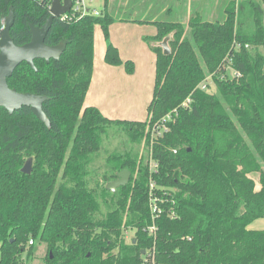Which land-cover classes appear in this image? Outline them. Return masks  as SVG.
<instances>
[{
    "label": "trees",
    "instance_id": "1",
    "mask_svg": "<svg viewBox=\"0 0 264 264\" xmlns=\"http://www.w3.org/2000/svg\"><path fill=\"white\" fill-rule=\"evenodd\" d=\"M50 2L0 0V18L13 13L15 44L45 23ZM262 4L230 0L221 21L199 13L186 23L134 19L156 28L143 37L156 54L143 121L84 106L96 24L107 40L104 61L122 63L107 38V0L102 16L54 17L44 43H64L59 57L34 59V68L23 61L7 78L9 88L46 97L48 121L29 106L0 107V264H30L37 244L45 248L43 264H264V229L249 228L264 218V56L249 49L264 47ZM124 64L132 73V61ZM228 67L239 75L229 77ZM208 76L213 84L201 89ZM168 113L167 129L152 138L151 127ZM116 133L149 144L156 169L126 146L106 147ZM29 157L31 171L23 173ZM121 170L129 171L127 183L108 189ZM149 178L164 199L155 218Z\"/></svg>",
    "mask_w": 264,
    "mask_h": 264
},
{
    "label": "crops",
    "instance_id": "2",
    "mask_svg": "<svg viewBox=\"0 0 264 264\" xmlns=\"http://www.w3.org/2000/svg\"><path fill=\"white\" fill-rule=\"evenodd\" d=\"M111 1L107 0L105 9L113 18L114 16L110 14L112 13ZM129 1L126 0L124 7L129 5ZM226 2L227 0H138L137 5L140 7H133L128 16H125V11L122 12L123 16L118 18L121 24L119 27L132 34V38L128 41H131L133 46L143 47L145 46L143 37L155 34L156 28L150 22H137L133 21L134 19L146 21L168 19L186 23L194 13H199L204 20L215 21L219 20L218 13L221 11L220 19L223 20ZM150 28H153V31H150ZM111 44L117 48L121 60L135 58L132 52H126L125 43L122 40L119 42L111 37ZM100 55L102 54L99 52ZM124 70L122 65H111L104 61L96 65L93 59V72L85 94L84 105L97 107L108 118L143 121L147 116L146 108L151 100L152 90L151 96H145L133 90L131 80L135 79L136 74L129 75ZM249 228L264 229V218L255 219L249 224Z\"/></svg>",
    "mask_w": 264,
    "mask_h": 264
},
{
    "label": "water",
    "instance_id": "3",
    "mask_svg": "<svg viewBox=\"0 0 264 264\" xmlns=\"http://www.w3.org/2000/svg\"><path fill=\"white\" fill-rule=\"evenodd\" d=\"M50 1V14L45 23L40 27L31 26V39L22 45L15 44L9 34L10 27L13 24L12 11L0 18V107H4L9 112H12L21 106H29L31 112L45 122L48 120L42 110V104L46 97L35 93L19 92L13 88H9L7 78L12 74L15 67L23 61L34 68V59L41 58L49 60L50 58H57L63 51L64 43L47 45L44 43V40L53 18L67 11L70 6V1L64 0V4H61L60 0ZM161 46L163 53L168 54L169 47L166 39L161 42ZM228 76L232 77L229 71ZM31 168L32 159L29 157L22 165L21 172L30 173ZM117 175L118 177L116 179L106 184L108 189L114 190L117 186H122L127 183L129 179L128 170H121Z\"/></svg>",
    "mask_w": 264,
    "mask_h": 264
},
{
    "label": "rangeland",
    "instance_id": "4",
    "mask_svg": "<svg viewBox=\"0 0 264 264\" xmlns=\"http://www.w3.org/2000/svg\"><path fill=\"white\" fill-rule=\"evenodd\" d=\"M230 0H227L226 5L228 4ZM103 0H97L96 4L101 5ZM126 0H112L111 1V9L112 14L114 17V20L110 23L108 27V40L111 42V37L114 40L117 41H123L125 43V49L126 52H132L135 56L134 59H131L132 65H133V72L129 73L126 71V67L124 64V61L122 60V65L124 67V71H126L129 75L136 74L135 79L131 80V83L133 84V90L139 91L142 94H145V96H151V90L154 83V74H155V59L156 54L151 50L149 44L145 41H143V44L145 46H141L136 48L135 45L131 43V41H128L129 38H132V34L128 30H124L123 28L119 27L120 22L118 21V18L122 15V12L125 11V16H128L129 12L133 7H140L137 5L138 0H130L129 5L124 7V3ZM122 5V6H120ZM262 7L264 9V4H262ZM115 14V15H114ZM219 20L222 18L221 11L218 13ZM131 31V30H130ZM150 31H153V28H150ZM128 41V43H127ZM107 40L105 39L104 32L99 24H96L94 26V35H93V59L95 60V64L102 63L104 61V52L106 47ZM148 45H146V44ZM250 51L253 53L254 51H258L264 56V47L258 46V47H251L249 48ZM99 52L102 54L99 56ZM103 52V53H102ZM105 62V61H104ZM106 63V62H105ZM127 74V75H128ZM209 84H213L211 76L207 80ZM131 86V84H130ZM111 90V89H110ZM85 106V105H84ZM140 109V108H139ZM138 109V113H139ZM130 120V119H129ZM106 147H108L110 150L113 149H119L122 150L121 146H126V149L132 150L134 152H138L139 156L142 157L143 163H146L147 165L150 162V154L151 149L150 145L146 144L145 141H139V140H133L129 136H127L125 133H116L111 134L107 141L104 143ZM125 148V147H124ZM96 162L94 163L93 167H95L99 172L103 171L104 164L103 162ZM252 177L257 180V175L252 174ZM95 178L99 180V185H102L103 179L101 178V175H96ZM131 233L128 234V238L131 237ZM45 254V248L43 244H37L34 252L33 259L31 260L30 264H43Z\"/></svg>",
    "mask_w": 264,
    "mask_h": 264
},
{
    "label": "built area",
    "instance_id": "5",
    "mask_svg": "<svg viewBox=\"0 0 264 264\" xmlns=\"http://www.w3.org/2000/svg\"><path fill=\"white\" fill-rule=\"evenodd\" d=\"M70 6L67 11L61 13L57 18H60L62 21L67 22H75L83 17L86 16H102L104 13L103 5L96 4L97 0H69ZM61 4H64V0H60ZM51 7V2L48 6V10ZM50 14V12H49ZM228 71L232 76L239 75L238 72L234 71L230 67H228ZM206 77L202 82L198 84L201 89H206L208 86V78ZM187 100H185L182 105L186 104ZM171 114L168 113L166 116L162 117L159 121H157L151 127V137H156L161 135L167 129V121L171 118ZM149 170L152 172L156 169L157 163L152 159L150 154V162L148 164ZM157 186L152 178H149L148 182V207L151 213V217L155 218L158 217L160 214L163 213L162 205L164 203V199L157 194ZM166 213L173 217L174 212L172 210H167ZM156 229L155 225H151L148 230L150 233L154 232ZM131 233L130 231L124 230V237L129 239L127 236ZM29 244H32V240H29Z\"/></svg>",
    "mask_w": 264,
    "mask_h": 264
}]
</instances>
